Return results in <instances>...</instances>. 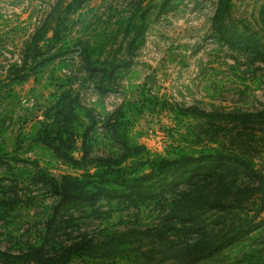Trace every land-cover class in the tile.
<instances>
[{
	"label": "rangeland",
	"instance_id": "1",
	"mask_svg": "<svg viewBox=\"0 0 264 264\" xmlns=\"http://www.w3.org/2000/svg\"><path fill=\"white\" fill-rule=\"evenodd\" d=\"M131 20L143 23V41L128 52V39L122 38ZM98 34L107 45L103 57L125 61L113 80L102 83L111 88L105 92L99 79L84 72L75 45ZM35 37L40 41L34 43ZM54 53L61 54L6 94L2 83L26 55L41 59ZM0 86V185L19 182L23 198L10 215H0V249L22 255L42 240L56 202L45 187L32 184L34 163L56 177L86 172L93 157L112 149L103 120L127 101H150L142 115L129 113L127 123L130 136L151 155L181 144L200 156L232 151L264 169V0H0ZM75 97L91 109L90 117L81 114L84 121L96 123L85 145ZM189 107L194 113H183ZM199 110L227 114L217 119ZM44 128L54 130L55 146L62 143L79 164L40 140ZM217 137L219 144L212 142ZM86 149L90 157L84 159ZM156 207L101 200L72 211L58 235L66 243L88 240L98 250L67 264L169 263L167 245L145 234L161 226ZM205 217L210 222L216 216L209 211ZM258 234L210 264H264V233ZM53 255L47 248L45 257Z\"/></svg>",
	"mask_w": 264,
	"mask_h": 264
},
{
	"label": "trees",
	"instance_id": "2",
	"mask_svg": "<svg viewBox=\"0 0 264 264\" xmlns=\"http://www.w3.org/2000/svg\"><path fill=\"white\" fill-rule=\"evenodd\" d=\"M134 27L136 34L129 38ZM142 29L143 23L138 25L132 20L125 25L122 39H128V52L143 41ZM99 37L98 34L92 39L80 38L75 45L80 50L84 72L90 80L99 79L98 88L105 92L111 88L102 83L107 79L113 80L125 61L118 63L105 59L103 54L107 45L102 44ZM112 37L115 41L118 39L117 35ZM33 41L39 42L40 38L37 40L35 37ZM232 44L243 47L238 41ZM35 46L31 51H35ZM60 54L54 53L41 59L26 55L24 65L10 70L9 82L2 83V87H8L6 94H14L12 86L38 75ZM77 98L75 120L83 127L80 137L85 145L96 123L84 121V115L91 116V109L82 106ZM149 102V99L127 101L103 120L104 133L112 142V149L105 155L93 157L91 168L86 172L56 177L47 168L34 163L32 184L45 187L56 201L46 223V232L42 234L40 243L31 245L26 254L15 255L0 249V264H67L73 257L97 251V246L85 239L66 243L58 231L64 230L61 223H67L72 218V211L85 206L94 208L101 200L135 206L154 202L155 207L159 206L161 226L147 229L145 234L167 245L170 258L167 264H210L235 243H245L255 239L257 232L264 233V216H261L264 213V169L257 167L253 160L232 151L216 150L200 156L187 151L181 144L172 146L165 154L151 155L144 145L130 136L127 123L129 113L142 115ZM191 110L193 107L182 111L191 114ZM226 114L205 115L220 119ZM219 129L217 126L214 130L215 136H218ZM52 133L54 130L44 128L38 136L71 163L79 164L77 159L63 151L62 143L55 146L53 141L57 139ZM218 138L212 142L217 144ZM89 157L88 149L84 150L82 158ZM172 174L177 175L168 181ZM18 184L12 181L10 185H0L2 218L10 215L23 202L18 194ZM209 211L216 216L210 222L205 217ZM47 248H51L55 255L46 258Z\"/></svg>",
	"mask_w": 264,
	"mask_h": 264
}]
</instances>
